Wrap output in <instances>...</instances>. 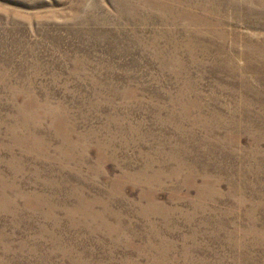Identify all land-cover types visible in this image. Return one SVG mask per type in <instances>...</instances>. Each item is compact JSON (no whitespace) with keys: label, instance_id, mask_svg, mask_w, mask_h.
Wrapping results in <instances>:
<instances>
[{"label":"rangeland","instance_id":"1","mask_svg":"<svg viewBox=\"0 0 264 264\" xmlns=\"http://www.w3.org/2000/svg\"><path fill=\"white\" fill-rule=\"evenodd\" d=\"M0 264H264V0H0Z\"/></svg>","mask_w":264,"mask_h":264}]
</instances>
